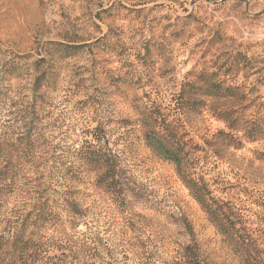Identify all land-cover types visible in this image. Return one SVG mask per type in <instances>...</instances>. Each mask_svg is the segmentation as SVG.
I'll list each match as a JSON object with an SVG mask.
<instances>
[{
	"label": "rangeland",
	"instance_id": "rangeland-1",
	"mask_svg": "<svg viewBox=\"0 0 264 264\" xmlns=\"http://www.w3.org/2000/svg\"><path fill=\"white\" fill-rule=\"evenodd\" d=\"M104 35L143 58H130L144 85L140 95L151 86L165 94L177 91L186 74L203 69L236 94L232 101L215 102L216 109H231L242 131L262 120L264 0H0L5 54H30L45 41ZM113 56L108 71L122 74L125 64ZM65 64L62 74L68 78L80 74L85 61ZM99 82L93 88L98 99L113 100V89L105 88L106 95L100 87L109 81ZM112 104L109 116L132 115ZM206 104L201 115L189 118L188 130L197 145L199 175L215 198L214 218L190 196L175 167L130 134L124 164L141 187L140 200L129 198L133 205L119 209L102 200L104 209L90 218L91 229L77 230L101 238L108 247L97 248L108 264H176L191 255L199 264H264V135L213 154L216 133L228 130L211 113L212 103Z\"/></svg>",
	"mask_w": 264,
	"mask_h": 264
},
{
	"label": "trees",
	"instance_id": "trees-1",
	"mask_svg": "<svg viewBox=\"0 0 264 264\" xmlns=\"http://www.w3.org/2000/svg\"><path fill=\"white\" fill-rule=\"evenodd\" d=\"M117 43L104 35L45 41L30 54L0 49V264H108L97 248L108 247L101 238L77 230L91 229L102 200L118 209L140 200L141 187L124 164L130 134L175 167L190 196L213 218L215 198L199 175L189 118L201 115L207 100L212 103L211 113L228 130L216 133L217 156L264 135V116L242 131L231 109L214 107L236 94L203 69L186 74L177 91L151 86L140 95L144 85L130 58H143ZM113 54L125 64L115 76L108 71ZM77 58L85 61L81 72L67 78L65 63ZM103 77L109 82L101 89L114 91L109 102L93 90ZM113 101L132 115L109 116ZM176 264L199 261L191 255Z\"/></svg>",
	"mask_w": 264,
	"mask_h": 264
}]
</instances>
